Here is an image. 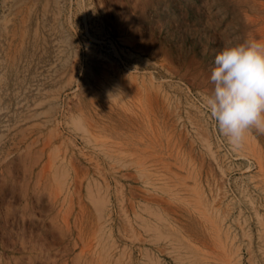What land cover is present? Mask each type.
Masks as SVG:
<instances>
[{
  "label": "rangeland",
  "instance_id": "1",
  "mask_svg": "<svg viewBox=\"0 0 264 264\" xmlns=\"http://www.w3.org/2000/svg\"><path fill=\"white\" fill-rule=\"evenodd\" d=\"M253 38L264 0H0V264H264V134L204 102Z\"/></svg>",
  "mask_w": 264,
  "mask_h": 264
},
{
  "label": "clouds",
  "instance_id": "2",
  "mask_svg": "<svg viewBox=\"0 0 264 264\" xmlns=\"http://www.w3.org/2000/svg\"><path fill=\"white\" fill-rule=\"evenodd\" d=\"M214 64L205 106L228 144L240 148L253 130L264 134V41L226 45Z\"/></svg>",
  "mask_w": 264,
  "mask_h": 264
},
{
  "label": "bare ground",
  "instance_id": "3",
  "mask_svg": "<svg viewBox=\"0 0 264 264\" xmlns=\"http://www.w3.org/2000/svg\"><path fill=\"white\" fill-rule=\"evenodd\" d=\"M118 145H119V144H118ZM121 148H122V147H121ZM140 151H141V150H140ZM173 151H174V150H173ZM173 151H172V152H173ZM134 153H135V151H134ZM158 154H159V153H158ZM159 155H160V154H159ZM162 156H163V155H162ZM165 156H166V155H165ZM171 157H172V156H171ZM173 159H174V158H173ZM176 161H177V160H176ZM163 162H165V161H163ZM178 164H179V161H178ZM177 166H180V165H177ZM167 167H168V166H167ZM173 172H174V171H173ZM175 173H176V172H175ZM176 176H178V175H176ZM176 176H175V177H176ZM179 176H180V175H179ZM181 178H182V177H181Z\"/></svg>",
  "mask_w": 264,
  "mask_h": 264
}]
</instances>
